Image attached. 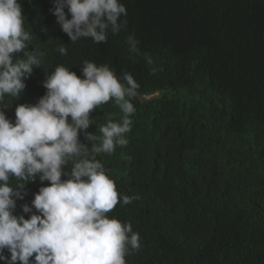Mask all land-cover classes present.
Returning a JSON list of instances; mask_svg holds the SVG:
<instances>
[{
    "label": "trees",
    "instance_id": "1",
    "mask_svg": "<svg viewBox=\"0 0 264 264\" xmlns=\"http://www.w3.org/2000/svg\"><path fill=\"white\" fill-rule=\"evenodd\" d=\"M20 2L43 72L94 60L140 85L128 144L98 157L121 194L140 197L108 213L140 234L127 264H264V0H121L126 28L107 43L70 41L67 55L57 51L64 32L49 0ZM39 68L16 103L7 99L8 118L43 96L29 88ZM119 117L114 102L101 105L88 131L100 135L99 125ZM47 184L29 182L25 203Z\"/></svg>",
    "mask_w": 264,
    "mask_h": 264
},
{
    "label": "clouds",
    "instance_id": "2",
    "mask_svg": "<svg viewBox=\"0 0 264 264\" xmlns=\"http://www.w3.org/2000/svg\"><path fill=\"white\" fill-rule=\"evenodd\" d=\"M48 7L64 32L65 43L57 48L61 55H67L70 41L107 43L109 32L121 33L127 25L121 0H49ZM129 28V51L138 54L140 41ZM35 46L20 0H0V261L127 264L126 257L141 248L140 234L131 222L108 213L140 197L121 194L98 157L128 144L140 85L131 73L94 60L43 72L45 53ZM146 62L151 65V58ZM37 67L29 88L43 96L35 104L17 105L15 117L8 118L14 106L7 99L17 102ZM110 101L119 108V119L99 125L100 135L89 132L96 125L93 111ZM37 178L48 184L29 205L24 189ZM20 208L30 216L19 214Z\"/></svg>",
    "mask_w": 264,
    "mask_h": 264
}]
</instances>
